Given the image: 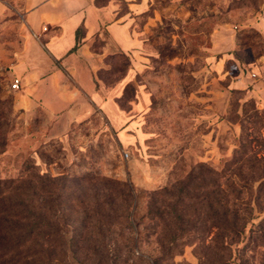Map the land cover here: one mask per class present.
Listing matches in <instances>:
<instances>
[{"label": "rangeland", "instance_id": "1", "mask_svg": "<svg viewBox=\"0 0 264 264\" xmlns=\"http://www.w3.org/2000/svg\"><path fill=\"white\" fill-rule=\"evenodd\" d=\"M90 2L120 34L91 33L89 92L60 69L63 108L21 87L34 35L0 0V202L25 218L0 264H264V0Z\"/></svg>", "mask_w": 264, "mask_h": 264}, {"label": "crops", "instance_id": "2", "mask_svg": "<svg viewBox=\"0 0 264 264\" xmlns=\"http://www.w3.org/2000/svg\"><path fill=\"white\" fill-rule=\"evenodd\" d=\"M22 8L25 25L34 38H26L14 73L23 76L24 84L21 87L26 94L35 97L33 101L47 104L60 101L66 103L63 108H67L76 92L72 97L64 95V88L59 90L56 79L61 74L60 69L68 70L76 85L89 92L92 84L87 64L92 65L96 54L90 50L88 39L93 31L101 28L113 37V33L118 36L119 28L110 25L106 16L99 12L100 9L93 7L90 0H23ZM43 28L58 29L61 34L48 39L44 46L36 39L37 34H43ZM79 28L85 31L80 41L77 38ZM42 89L51 90L52 98L55 99L49 101V95Z\"/></svg>", "mask_w": 264, "mask_h": 264}, {"label": "trees", "instance_id": "3", "mask_svg": "<svg viewBox=\"0 0 264 264\" xmlns=\"http://www.w3.org/2000/svg\"><path fill=\"white\" fill-rule=\"evenodd\" d=\"M8 211H10L11 214ZM12 211L13 210H11L9 208V205L6 206V205H4V204H2L0 202V229H1V231L2 230L9 229L11 227V224H9V219L10 218L17 219V220L25 219L24 217L22 218L21 216H19L22 213H20V212H13L12 213ZM237 214H238L237 212H234V215H233V217H234V219H233L234 227L231 230L232 231L231 233L233 234L232 235L233 237H240L241 235H243V234L245 235V233H246L245 232V225L243 223L242 224H239L241 222H240ZM32 229L33 230L39 229V225H35L34 224V227ZM38 235H40V234H38ZM41 236H43V235H41ZM44 236H45V234H44ZM39 239H40V237H39Z\"/></svg>", "mask_w": 264, "mask_h": 264}, {"label": "built area", "instance_id": "4", "mask_svg": "<svg viewBox=\"0 0 264 264\" xmlns=\"http://www.w3.org/2000/svg\"><path fill=\"white\" fill-rule=\"evenodd\" d=\"M11 88L14 89H18V80H15L14 83L11 85Z\"/></svg>", "mask_w": 264, "mask_h": 264}]
</instances>
